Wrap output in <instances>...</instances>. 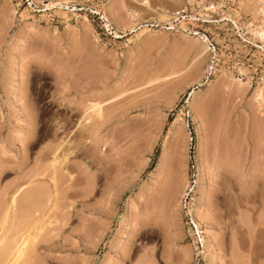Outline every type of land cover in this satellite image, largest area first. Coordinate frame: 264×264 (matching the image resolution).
<instances>
[{
  "label": "rangeland",
  "instance_id": "obj_1",
  "mask_svg": "<svg viewBox=\"0 0 264 264\" xmlns=\"http://www.w3.org/2000/svg\"><path fill=\"white\" fill-rule=\"evenodd\" d=\"M260 26L264 0H0V256L264 264Z\"/></svg>",
  "mask_w": 264,
  "mask_h": 264
},
{
  "label": "bare ground",
  "instance_id": "obj_2",
  "mask_svg": "<svg viewBox=\"0 0 264 264\" xmlns=\"http://www.w3.org/2000/svg\"><path fill=\"white\" fill-rule=\"evenodd\" d=\"M262 2H263V0H261ZM46 5H48V6H50V4L49 3H47ZM134 15H136V13H133ZM237 15V11H235V10H233V11H231V13H228V17L231 19V20H233V21H236L235 20V16ZM258 32H257V34H258V36H260V38L264 41V27H262V26H260L259 27V29L257 30ZM197 91L196 90H193V91H191V93H190V96H193L195 93H196ZM260 92V91H259ZM258 95L262 98V99H264V96H263V94H262V92L261 93H258ZM96 108H98L99 110H100V105L99 104H96L95 106H94V109H96ZM99 110H97V111H99ZM100 112V111H99ZM199 149H202V147L200 146L199 147ZM57 150V149H56ZM55 152V151H54ZM55 155H57L56 153H55ZM55 160H57V157L56 158H54ZM163 161V160H162ZM161 161V165H160V167H159V173H158V175L160 176L162 173H163V171H164V165H165V163H164V161L162 162ZM191 190H193V188L191 189ZM245 195V194H244ZM234 196V198H235V202H236V206H235V209H234V211L235 212H239L240 211V209H241V207L243 206H241V203H240V199H242L243 197H242V194L241 193H237L236 195H233ZM29 197V196H28ZM205 198V193L204 192H202L201 193V197H200V199L201 200H203ZM223 198H225V196L223 197ZM240 198V199H239ZM46 199V198H45ZM14 198L12 199V202H14ZM23 200H24V198H23ZM22 200V201H23ZM26 200V199H25ZM39 200V199H38ZM27 201V200H26ZM44 202H46V201H44ZM43 208V207H42ZM48 208V207H47ZM40 209H41V207H40ZM44 209V208H43ZM42 209V210H43ZM227 210V209H226ZM44 211V210H43ZM45 211H47V209L45 210ZM229 211V210H228ZM41 212V211H40ZM51 213V212H50ZM43 214V213H42ZM52 214V213H51ZM219 214H221V213H219ZM240 214V213H239ZM199 221H196V225L198 226L199 225ZM250 230V229H249ZM198 231H199V229H198ZM251 238H253V236L251 237ZM250 238V239H251ZM252 240V239H251ZM14 243L16 244V242H15V240H14ZM9 245H10V242L8 243ZM10 247H12V245H10L9 246V248L7 247V245L5 246V250L3 249H1L2 251H3V253H2V251H1V253L3 254H1L2 256H3V260H4V262L2 261V256H0V262H1V264L3 263V264H19L20 263V260L22 259V256H23V250H22V248L21 247H19L17 244L16 245H14V247H12V248H10ZM22 262V261H21ZM30 262H32L31 260L27 263V264H29ZM34 263V262H33ZM32 264V263H31Z\"/></svg>",
  "mask_w": 264,
  "mask_h": 264
}]
</instances>
